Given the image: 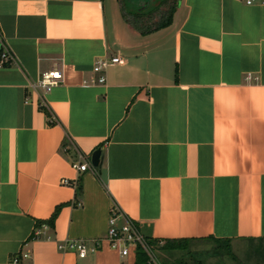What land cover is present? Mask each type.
Instances as JSON below:
<instances>
[{"label": "crops", "instance_id": "obj_1", "mask_svg": "<svg viewBox=\"0 0 264 264\" xmlns=\"http://www.w3.org/2000/svg\"><path fill=\"white\" fill-rule=\"evenodd\" d=\"M172 5L151 29L126 0H0L18 56L0 66V264L22 246L33 264H136L134 246L59 247L104 238L114 202L159 244L229 238L264 264V0ZM56 66L44 106L30 80ZM97 147L107 180L73 166ZM57 206L52 236L31 238Z\"/></svg>", "mask_w": 264, "mask_h": 264}, {"label": "built area", "instance_id": "obj_2", "mask_svg": "<svg viewBox=\"0 0 264 264\" xmlns=\"http://www.w3.org/2000/svg\"><path fill=\"white\" fill-rule=\"evenodd\" d=\"M254 0H247L253 2ZM123 59L119 55L101 56L95 60L93 70L101 71L106 69L110 63L120 62ZM18 56L7 42L0 28V66L7 63H17ZM63 79V70L59 67H53L43 70L38 79L30 80V85L39 93V101L42 105L48 106L46 93L53 86L59 84ZM105 76L102 74L99 77H92L90 82H102ZM28 100V99H27ZM56 115L51 113V120H55ZM79 159L73 162V166L79 171L98 170L90 163L85 155L79 151ZM100 173V172H99ZM64 183H70L71 180L67 177L62 179ZM81 202H79L80 204ZM50 224L46 221L37 224L31 234V238H41L43 236L50 238L52 235L48 233ZM106 241L112 248L120 250L122 254H128L132 246L138 245L149 255V262L152 264H174L172 262L165 263L160 260L155 252L154 246L148 241V238L142 233L137 222L128 214H126L117 202H114L110 207L108 219L107 234L104 238H95L92 244H89L84 238H70L65 242H59V247L62 249H75L80 256H85L89 251H96L100 248L102 241ZM32 253L30 250L22 246L17 252L12 254L7 264H33Z\"/></svg>", "mask_w": 264, "mask_h": 264}, {"label": "rangeland", "instance_id": "obj_3", "mask_svg": "<svg viewBox=\"0 0 264 264\" xmlns=\"http://www.w3.org/2000/svg\"><path fill=\"white\" fill-rule=\"evenodd\" d=\"M149 2L142 9L137 10V6L133 3H127L129 5V11L141 12L144 14V20L140 23L143 28L155 25L158 21L165 18L172 6L174 0H145ZM140 2V1H139ZM123 8L125 9L123 3ZM128 16L132 17L129 13ZM220 242L212 238L205 240H193L190 241L188 247L184 250L176 251H161L159 248H155V252L161 261L168 263L179 264H244L245 259L240 255L238 251L236 254V248L230 243L228 246H220ZM164 243V241H163ZM253 245V244H252Z\"/></svg>", "mask_w": 264, "mask_h": 264}, {"label": "trees", "instance_id": "obj_4", "mask_svg": "<svg viewBox=\"0 0 264 264\" xmlns=\"http://www.w3.org/2000/svg\"><path fill=\"white\" fill-rule=\"evenodd\" d=\"M139 11V10H138ZM142 11L140 12H136L134 13V15L136 16H143L144 14H141ZM173 12H174V5H172L169 9V12L167 14V16L163 19H161L160 21H158L155 25H153V27H151V29L155 28H160L163 27L167 24H169L172 20V16H173ZM150 29V28H149ZM58 207L57 206L54 210V212L52 213V215L49 218L46 219H38L37 223H41L43 221L48 222L50 225H54V220L55 217L58 213ZM213 239L217 240V241H222L220 242V246H228L230 247V243L231 240L229 238H214ZM164 243L163 244H159V240L158 239H151L148 238V241L154 246L157 247L159 249L165 250V251H176V250H184L188 247L190 241L192 240V238H166L164 239ZM136 252H137V258H136V264H152L149 262V255L147 254V252L142 248V246L138 245L136 247ZM175 264V263H174ZM179 264V263H177Z\"/></svg>", "mask_w": 264, "mask_h": 264}, {"label": "water", "instance_id": "obj_5", "mask_svg": "<svg viewBox=\"0 0 264 264\" xmlns=\"http://www.w3.org/2000/svg\"><path fill=\"white\" fill-rule=\"evenodd\" d=\"M146 5V3H145ZM144 6V4H143ZM103 162V149L102 147H97L93 150L91 155V164L99 171L101 172V176L104 180H107V171L106 168L102 166Z\"/></svg>", "mask_w": 264, "mask_h": 264}, {"label": "flooded vegetation", "instance_id": "obj_6", "mask_svg": "<svg viewBox=\"0 0 264 264\" xmlns=\"http://www.w3.org/2000/svg\"><path fill=\"white\" fill-rule=\"evenodd\" d=\"M140 1V2H139ZM126 2L128 3H133L137 6V10H141L142 8V4L145 3V0H126Z\"/></svg>", "mask_w": 264, "mask_h": 264}]
</instances>
